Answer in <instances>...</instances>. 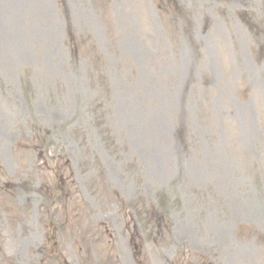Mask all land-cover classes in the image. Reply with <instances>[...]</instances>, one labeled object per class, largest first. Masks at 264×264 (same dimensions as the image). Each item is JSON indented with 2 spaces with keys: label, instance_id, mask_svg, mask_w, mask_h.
Wrapping results in <instances>:
<instances>
[{
  "label": "rangeland",
  "instance_id": "rangeland-1",
  "mask_svg": "<svg viewBox=\"0 0 264 264\" xmlns=\"http://www.w3.org/2000/svg\"><path fill=\"white\" fill-rule=\"evenodd\" d=\"M0 264H264V0H0Z\"/></svg>",
  "mask_w": 264,
  "mask_h": 264
}]
</instances>
